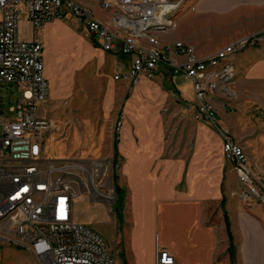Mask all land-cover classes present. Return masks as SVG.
Segmentation results:
<instances>
[{
  "label": "crops",
  "instance_id": "1",
  "mask_svg": "<svg viewBox=\"0 0 264 264\" xmlns=\"http://www.w3.org/2000/svg\"><path fill=\"white\" fill-rule=\"evenodd\" d=\"M73 1L80 5L81 0ZM80 6L87 8L82 4ZM190 9L210 16L214 26L225 33V45L263 29L264 0H187L175 16V21ZM104 14L95 15L94 18L112 29L110 16ZM21 18L26 21L24 17ZM62 22L55 21L41 28L46 37L44 45L38 34L31 36V40L36 38L42 42L44 75L49 82V99L42 105L73 97L72 86L76 76L81 77L80 74H84L88 66L97 65V70H101L102 74L92 76L105 84L103 111L109 116L115 97L127 86V83L114 81L113 77L128 71L134 57L128 55L130 62L123 71L125 67L120 65L128 58L118 51L107 53L92 40L94 44L91 43L90 47L101 61L90 63L83 70L75 68L70 75L68 72L62 74L54 60L52 47L58 39V35L53 36V31L62 27ZM179 38L192 46L198 57L211 56L223 47L220 44L202 53L196 42L186 36ZM119 45L117 42L116 46ZM242 51L231 57L238 73L234 83L236 97L230 100L216 99L213 104L220 132L228 140L240 143L249 156L256 157L262 163L256 167L248 164L255 175L262 178L264 134L256 136L255 132L264 130V48L250 47ZM107 64L113 67L112 74L103 72L105 67H109ZM117 67L119 69H115ZM156 75L161 76L162 81L169 82L171 88L165 87L162 91L159 87L161 82H149L165 93L166 98L168 94L175 95L178 91L173 83L175 76L164 69H160ZM105 76L107 79L103 80ZM143 80L141 77L135 84L132 93H136L135 96L147 87ZM61 87L63 91L59 92L57 89ZM64 92L69 94L67 98L62 95ZM110 96L113 97L111 101ZM131 99L123 106L125 118L116 138L113 135L110 140V132L106 129L99 134L94 145L86 143L89 144L87 149L93 152L98 145L110 140V153L114 161V139L117 141L116 162L120 163L119 173L125 198L121 211V243L116 241L112 249L116 264H155L156 248L168 251L175 259L174 264H264V208L255 202L241 201L240 184L233 166L224 157L221 134L205 123L196 122L193 119L194 107L190 114L186 111L193 123L194 147L190 152L184 147L179 148L177 154L171 155L161 118L144 116V108L135 105ZM177 102L180 103L178 106H185L181 101ZM224 213L235 248L233 263L228 252L229 238ZM73 220L90 227L88 222L74 217Z\"/></svg>",
  "mask_w": 264,
  "mask_h": 264
},
{
  "label": "built area",
  "instance_id": "2",
  "mask_svg": "<svg viewBox=\"0 0 264 264\" xmlns=\"http://www.w3.org/2000/svg\"><path fill=\"white\" fill-rule=\"evenodd\" d=\"M186 1L100 0L99 9L110 16L111 29L73 0H0V88L11 86L18 94L16 107L10 108L13 118L4 117L0 100V244L21 246L34 264H116V255L103 238L73 220L79 174L93 176L94 168L86 170L78 161L45 159L44 135L56 134L57 129L38 114L50 95L43 45L36 38L19 37L20 17L33 36L55 21L80 19L103 51L134 57L130 69L114 75V81L136 84L141 77L152 81L160 69L190 81L196 98L193 119L221 134L223 153L242 187L240 199L264 208L263 180L247 164L243 148L220 132L213 104L216 99L235 98L238 74L231 57L264 46V30L204 58L183 42L161 45L155 34L174 28L175 16ZM111 166L118 167L114 161ZM88 186L91 201L114 205V190L99 189L102 179L95 182L92 177ZM155 254V264L175 263L166 250L156 248Z\"/></svg>",
  "mask_w": 264,
  "mask_h": 264
},
{
  "label": "rangeland",
  "instance_id": "3",
  "mask_svg": "<svg viewBox=\"0 0 264 264\" xmlns=\"http://www.w3.org/2000/svg\"><path fill=\"white\" fill-rule=\"evenodd\" d=\"M99 1L100 0H81L80 5L87 6V9L92 12L93 16H102L105 14L99 10ZM62 21L64 22H62L63 26L53 31V36L55 37L58 35V39L52 44L55 52L54 60L57 62V68L62 70V74L68 72L70 75L75 68L83 70L90 63H99L101 59L97 57L95 51L90 47L91 43L94 44L92 42L93 38L85 31L82 21L74 17H67ZM263 30L264 24L261 32ZM18 34L23 40H31L32 38L30 26L21 17L18 21ZM38 35L44 45L46 39L44 30L40 29ZM155 35L161 45L183 42L179 37L186 36L192 42H196L198 49L202 53H207L213 47L220 44L224 47L235 42L233 41L225 45L227 42L225 33L222 32V29H218L214 26L210 16L201 12L192 11L191 9L187 11L184 16L175 21L172 30L160 31ZM246 37L248 36L239 38L238 40ZM255 48L263 49L264 46ZM125 57L128 58L127 61L120 65V67H125L123 71L128 68L127 63L130 62V57L128 55H125ZM97 68V65L88 66L85 73L80 74L81 77L79 75L76 76L72 86L73 97L65 101H50L46 105H41L42 108L41 110L39 108L38 114L46 117L57 129L56 134H51L52 132H50L44 135L43 149L45 159L55 161H78L86 170L94 168L95 172L92 177L95 182L102 179V186L99 189L104 193L108 190H114L116 194L115 184L119 188H122V191L118 192L116 195L114 205L107 206L103 202L91 201L89 199L87 189L89 187L88 179L90 180V178L87 173L81 172L78 178L79 184H75L78 195L73 200L74 219L77 218L78 220L88 222L90 228L103 238L107 248L112 250L116 241L118 244L121 243L122 214L118 209L121 201L120 195H124V200L125 190L122 187L123 184L119 173L120 163L118 162V167L115 170H113L111 166L113 160L110 153V140L113 139V135L119 133L121 123L125 118L123 110L125 102L132 97L131 100L135 105L144 108V116H150L152 118H157L159 116L161 118L163 132L166 141L169 142L171 155H173L177 154L179 148L184 147L187 152H190L194 147L193 123L189 119L188 114L194 109L196 98L192 84L189 81H184L182 78L174 77V87L178 91L175 95L173 93L168 94L167 98L166 94L162 93L155 84L144 79L143 81L146 83L147 87H144L142 92L139 91V94L136 96V93L132 94L135 84H127L121 94L115 97L110 115L106 116L103 111L105 84L94 80V76H92L96 74L101 76V70L98 71ZM115 69L119 68L117 67ZM113 70V67L109 65V67L107 66L104 68L103 72L112 74ZM106 79L107 77L105 76L103 80ZM162 80L163 78L158 75L152 78V81L157 83L161 82L159 87H161L162 91H164L165 87L171 88L169 82ZM118 85L120 84H117V86ZM57 90L61 92L63 88L61 87ZM62 95H64L65 98L69 96V94L65 92L62 93ZM0 97L1 112L4 117L13 118L15 113L11 112L10 108L16 107L17 105V91L11 86H2L0 88ZM108 98L110 101L113 100L111 96ZM178 100L181 101L182 104H185V106H178L180 104H178ZM221 100L225 99L221 98ZM186 111H188V114ZM117 122H119L120 126H117ZM106 129L110 132V140H108L106 144L103 142L102 145H98L97 149L96 146L95 148L93 147L96 150L90 152L89 149H87L88 145H94L99 134ZM258 134H264V130L256 131L255 135L257 136ZM75 137L77 138L74 139ZM86 143L89 144L87 145ZM238 145L243 148L240 143H238ZM244 153L247 157V164H251L255 167L262 164L259 163L256 157L249 156L245 151ZM224 157L226 161H228L225 155ZM250 168L252 170V167ZM115 176L116 180H114ZM261 177L263 180L264 172L261 173ZM108 181L109 183H106ZM241 188L240 185V191ZM0 264H34V259L32 255L21 246L0 244Z\"/></svg>",
  "mask_w": 264,
  "mask_h": 264
},
{
  "label": "trees",
  "instance_id": "4",
  "mask_svg": "<svg viewBox=\"0 0 264 264\" xmlns=\"http://www.w3.org/2000/svg\"><path fill=\"white\" fill-rule=\"evenodd\" d=\"M116 144H117V141L115 139L114 140V153H115L114 166L115 167L118 165L117 162H116V155H117ZM114 180H116V176L114 177ZM114 184H115V182H114ZM115 190H116V195H117L118 192L122 191V188H119L115 184ZM120 196H121V201H120V206H119L118 210L122 211V200H123L124 195H120ZM223 203H224V201H223ZM224 217H225V222H226V231H227V235H228V238H229L228 252H229V255H230L231 262L233 263V261L235 260V254H234L235 253V248H234V245H233L232 236H231V233H230V230H229V223L227 221V216H226L225 213H224Z\"/></svg>",
  "mask_w": 264,
  "mask_h": 264
},
{
  "label": "bare ground",
  "instance_id": "5",
  "mask_svg": "<svg viewBox=\"0 0 264 264\" xmlns=\"http://www.w3.org/2000/svg\"><path fill=\"white\" fill-rule=\"evenodd\" d=\"M88 176L90 178L89 183L91 184L92 176H91L90 172L88 173Z\"/></svg>",
  "mask_w": 264,
  "mask_h": 264
}]
</instances>
